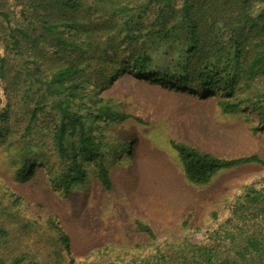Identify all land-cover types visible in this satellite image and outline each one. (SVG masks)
Wrapping results in <instances>:
<instances>
[{"label": "rangeland", "instance_id": "obj_1", "mask_svg": "<svg viewBox=\"0 0 264 264\" xmlns=\"http://www.w3.org/2000/svg\"><path fill=\"white\" fill-rule=\"evenodd\" d=\"M132 1L138 8L132 19L78 15L89 35L94 34L95 50L86 56L78 51L63 53L49 38L39 39L37 47L25 44L14 51L11 32L27 29L28 22L21 13L28 16L24 13L28 6L25 0H5L0 8V13L6 12L11 20L8 24L0 17V60L5 57L8 62L6 75L0 78V116L4 112L9 115L8 122L0 120L1 260L93 264L106 252H113L116 256L128 253L127 264L133 258L153 257L160 247L166 251L182 238L207 244L210 233L226 229L224 225L233 218V209L247 190L264 189V168L260 166L226 171L208 185L194 186L171 147L176 143L222 159L253 155L264 159V127L259 126V114L248 103L242 104L234 116L222 115L216 106V99L227 97L238 102L246 92L229 94L221 89L207 96L187 89L174 92L173 86L163 81L126 83L117 77L99 93L101 88L96 84L100 85L104 77L117 76L113 66L116 61L128 65L142 55L154 56L160 66L177 61L176 46L180 43L147 38V33L164 22V29H169L177 17H163L153 25L160 17V6L145 8L147 0ZM182 1L177 0V9ZM109 10L106 7L104 14ZM127 33L140 38L125 40ZM70 37L79 36L73 33ZM79 40L81 48L86 49L88 40ZM103 47L108 60H104ZM64 65L86 70L76 79L87 106L84 112L97 110L95 99L112 100L116 111L141 121L105 125L90 119L86 125L89 134L106 144L111 191L104 190L95 178L69 194L57 184L65 170L53 142L58 116L47 108L51 99L43 87L32 81H49L50 71ZM36 105L42 110L30 125ZM255 128L259 129L256 134ZM25 161L34 163L36 173L28 182L20 183L19 171ZM139 225L150 228L155 240L147 238ZM66 237L69 247L64 245Z\"/></svg>", "mask_w": 264, "mask_h": 264}, {"label": "trees", "instance_id": "obj_2", "mask_svg": "<svg viewBox=\"0 0 264 264\" xmlns=\"http://www.w3.org/2000/svg\"><path fill=\"white\" fill-rule=\"evenodd\" d=\"M132 2L25 0L28 7L24 13L27 12L28 16L21 15L28 22L27 29L12 31L10 46L14 51L25 44L37 47L41 41L39 39L49 38L55 41L56 47L63 53L78 51L84 56L90 55L95 50L92 47L95 44L92 39L94 34L89 35V30L84 29L83 23L77 20L78 15L87 17L93 13L106 15L104 17L110 20L119 17L128 20L138 10L132 6ZM3 3L5 0H0V8ZM153 5L160 6V17L155 19L153 25L161 22L163 17H177V20L169 29H164L167 28L164 22L157 30L147 33V38L165 44L180 43L178 48L176 46L179 52L177 61L160 66L157 59L150 55L137 57L128 65L116 61L113 66L117 76L104 77L100 85L96 84L101 88L99 93L117 77L126 83L144 79L152 84L163 81L173 86L174 92L187 89L194 94L202 91L207 96L221 89L229 94L244 91L246 94L238 102L227 97L216 99L217 108L224 116H234L242 104L248 103L259 114V126L264 127V0H183L180 9L176 7L177 0H147L143 6L146 8ZM106 7H110V10L104 14ZM0 17L6 23H11L6 12L2 11ZM34 33L39 35L35 36ZM73 33L79 37L71 39ZM81 37L88 40L84 43L86 49L81 48ZM139 38L132 37L130 33L124 36L125 40L131 41ZM102 50L105 52L104 60H108L106 47ZM7 64L5 57L1 58L0 78L6 75ZM36 73L40 74V69ZM85 73L82 67L64 65L56 71H50L49 81H36L31 76L32 82L42 86L47 98L51 99L47 108L58 116L53 142L60 161L65 165L63 174L57 180L65 194L86 186L93 178L104 190L111 191L113 188L111 172L106 165L108 150L100 137L87 132L86 125L90 119L105 125H118L129 120L141 123L138 119L116 111L112 100L95 99L93 105L98 106L97 110L84 112L82 109L87 106L82 101L83 97L79 93L82 87L76 83V79ZM41 110L42 107L37 105L32 110L30 125L36 121ZM0 120L8 122V113L4 112ZM258 130L253 129V133L256 134ZM171 147L181 161L188 182L194 186L208 185L217 175L226 171L249 166L264 168V159L260 155L222 159L176 143H172ZM33 166L34 163L25 161L19 171L20 183H26L35 176L36 169ZM232 214L233 218L224 225L225 230L209 234L210 243L196 244L182 238L173 242L166 251L160 247L153 257L144 260L133 258L127 264H264V189L247 190ZM140 228L147 238H155L150 228L139 225ZM69 243L66 237L64 245L69 247ZM116 254L106 252L100 256L101 261L93 264H126L124 261L129 254ZM0 264L39 263L26 262L24 259H15L9 263L0 259Z\"/></svg>", "mask_w": 264, "mask_h": 264}]
</instances>
